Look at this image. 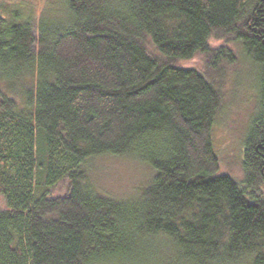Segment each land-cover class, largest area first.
Wrapping results in <instances>:
<instances>
[{
    "label": "trees",
    "instance_id": "16d2710c",
    "mask_svg": "<svg viewBox=\"0 0 264 264\" xmlns=\"http://www.w3.org/2000/svg\"><path fill=\"white\" fill-rule=\"evenodd\" d=\"M239 55L244 187L213 138ZM106 155L154 176L103 196ZM0 197V264H264V0H0Z\"/></svg>",
    "mask_w": 264,
    "mask_h": 264
},
{
    "label": "rangeland",
    "instance_id": "374dc122",
    "mask_svg": "<svg viewBox=\"0 0 264 264\" xmlns=\"http://www.w3.org/2000/svg\"><path fill=\"white\" fill-rule=\"evenodd\" d=\"M25 1L41 9L46 0ZM215 44L219 45L220 42ZM198 61L201 62L200 59ZM191 64L198 65L197 58ZM227 74L225 104L214 128L213 138L221 159V173L231 176L244 187L246 138L250 125L259 112V72L254 62L243 55L236 67L227 68ZM87 171L97 192L115 199L134 197L154 176L153 169L142 161L109 155L90 160ZM65 193V183L54 190V196ZM5 207L4 199L0 197V210Z\"/></svg>",
    "mask_w": 264,
    "mask_h": 264
}]
</instances>
